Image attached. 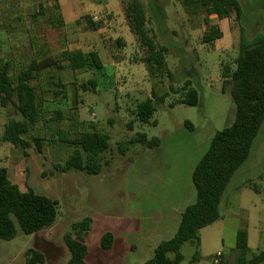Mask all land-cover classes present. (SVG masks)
I'll list each match as a JSON object with an SVG mask.
<instances>
[{
  "label": "rangeland",
  "instance_id": "374dc122",
  "mask_svg": "<svg viewBox=\"0 0 264 264\" xmlns=\"http://www.w3.org/2000/svg\"><path fill=\"white\" fill-rule=\"evenodd\" d=\"M48 2L17 1L12 5L9 0H0V63L11 62L13 78L34 57L13 23H31L33 31L51 38L53 46L60 42L72 48L89 46L86 24L73 34L77 39L66 40L63 28L48 23L50 14L57 16L59 11L53 0ZM84 2L103 6L99 16L106 28L103 54L107 66L101 72L74 71L60 63L38 75L33 83L43 101V118L29 131L26 149L1 140L8 122L19 115L13 106L0 105V168H7L11 180L22 190L31 187L58 201L52 226L30 235L18 227L14 239L0 240V264H26L30 249L44 254L41 264H67L70 252L65 235L85 218L92 219L85 237L90 264H145L152 259L157 246L176 234L186 207L196 201L194 168L214 135L235 120L231 75L239 55L241 28L252 40L264 22V0H239L243 9L240 17L229 0L230 16L220 19L211 15L208 23L202 6L186 8L182 0ZM137 14L157 46L166 48L165 67L155 76L147 70V47L135 31ZM212 26H217L223 36L205 43L204 35ZM60 79L65 87L54 97L55 85L50 81ZM90 79L96 80L97 86L84 91L82 85ZM187 81L198 91L195 106L180 102ZM153 91L168 96L157 105L150 123H141L135 110L153 97ZM91 124L111 137L101 174L61 172L57 166L63 165L75 148L62 139L74 138L91 129ZM137 133L159 138L160 146L149 149L137 144L123 155L119 144ZM36 140L41 141V152ZM221 213L223 218L202 232L205 246L200 259L192 260L195 247L186 243L181 264H216L214 258L219 253L223 254L219 264H234L235 227L249 228L251 256L264 250V123L248 160L223 196ZM106 233L113 235L110 249L102 247Z\"/></svg>",
  "mask_w": 264,
  "mask_h": 264
},
{
  "label": "trees",
  "instance_id": "16d2710c",
  "mask_svg": "<svg viewBox=\"0 0 264 264\" xmlns=\"http://www.w3.org/2000/svg\"><path fill=\"white\" fill-rule=\"evenodd\" d=\"M240 17L243 9L239 0H230ZM100 3V2H99ZM229 0H182L186 8L200 5L208 16L216 15L220 19L228 18L231 10ZM136 6V4H134ZM138 6V5H137ZM135 16L136 33L144 41L148 55L145 58L147 70L151 76L165 67L166 48H159L147 34L140 20ZM88 27L97 29L98 24L91 17H85ZM217 26H212L204 35V42L211 43L222 38ZM120 43V41H118ZM56 65L67 62L74 70L97 71L103 68V60L97 51L82 50L64 51L57 58ZM60 67V66H59ZM12 64L9 61L0 63V105L13 106L19 118L11 119L5 127L1 140L16 147L26 149L29 143L26 137L32 127L43 118V101L38 87L33 83L38 75L49 68L47 61L38 62L32 59L27 68L21 70L13 78ZM231 95L236 107L235 120L229 127L217 132L198 164L193 170L192 181L197 191L195 203L184 210L179 228L173 238L161 242L155 249L154 257L145 264H181L184 260L182 248L186 243L195 247L193 261L200 259L202 229L211 226L223 218L221 203L223 196L237 170L248 160L254 141L264 123V22L262 31L252 40L248 39L244 28H241L240 50L236 60V68L231 75ZM53 90L58 97L65 83L60 79ZM97 86V81L90 79L82 85L84 91L88 87ZM186 93L180 102L195 106L199 103L198 91L189 81L184 86ZM173 93H177L172 88ZM168 94L157 95L138 104L135 114L141 123H150L157 105L162 104ZM91 129L80 132L74 138H63L62 141L74 145V151L63 165L57 166L63 173L84 171L89 175L101 174L104 166V155L110 148L111 137L100 132L94 124ZM159 138L149 139L146 133H137L127 142L119 144V150L126 155L133 145H142L153 149L160 146ZM37 151L41 152V141L36 140ZM252 187V186H251ZM58 215V201L36 193L31 187L22 190L14 183L7 168H0V240L9 241L18 235V227L22 233L30 235L52 226ZM91 218L75 223L72 231L65 235V243L70 252L67 264H90L87 262L88 247L85 237L90 231ZM113 235L106 233L102 238V247L110 249ZM237 255L234 264L264 263V250L251 256L249 234L247 228H241L236 236ZM26 264L45 262L42 252L30 249L26 252ZM221 264H227L222 261Z\"/></svg>",
  "mask_w": 264,
  "mask_h": 264
},
{
  "label": "crops",
  "instance_id": "0c3cea01",
  "mask_svg": "<svg viewBox=\"0 0 264 264\" xmlns=\"http://www.w3.org/2000/svg\"><path fill=\"white\" fill-rule=\"evenodd\" d=\"M9 1H11L13 5L17 1H20L21 3H23V2H29L30 0H9ZM53 1H54L55 6L57 7V11L58 10L59 11H58L57 16H56V13L50 14L48 18V23L54 28H57V26H60L59 28H63L64 35H65L64 39L66 40H73V38L77 39L76 36H74L73 34L78 31V27H83L85 24L88 27V23L85 17L89 15H90L89 17H91V19L95 23L98 24V27L96 30L88 27V31H87L88 33H85L87 39H89L88 48H85L83 46H78V45L72 48L70 47V45L64 46L62 42H60L59 45L57 46H53V42L51 38L43 36L41 31H33L34 28L33 26H31V23H28V24L25 23L26 25L24 26L21 25V22L13 23L12 27L16 29L17 33H19L18 37L23 38L22 42L24 41L26 43V46H31L34 52V57L32 59H35L38 62L47 61L49 63V68H53L58 63L56 62L57 55H59L57 54L58 51H60V53L64 51H72V50H82L84 52L97 51L103 60V68L101 70H97L101 72L107 66V64L105 63L106 60L103 54L106 49L105 47L106 28L102 26L103 24L101 22V19L103 18L99 16V13L103 11L102 10L103 6L95 5L92 3H86L84 2V0H53ZM49 2H52V0H49ZM37 15H38V11H37ZM37 15L35 14L33 17H36ZM54 21H58L57 23L58 25H56ZM24 34H27V36ZM57 42H58V39L56 43ZM62 63L68 65L67 62H62ZM208 227L202 229L200 232L201 233V248H204L205 246L204 239L202 237V232L205 231ZM234 230L237 235L239 228L235 227ZM247 230H248L249 239H250L249 228Z\"/></svg>",
  "mask_w": 264,
  "mask_h": 264
},
{
  "label": "built area",
  "instance_id": "2783aa9c",
  "mask_svg": "<svg viewBox=\"0 0 264 264\" xmlns=\"http://www.w3.org/2000/svg\"><path fill=\"white\" fill-rule=\"evenodd\" d=\"M221 257H222V255H221V254H218L217 257L214 258V262H215L216 264H218V263L221 261Z\"/></svg>",
  "mask_w": 264,
  "mask_h": 264
}]
</instances>
